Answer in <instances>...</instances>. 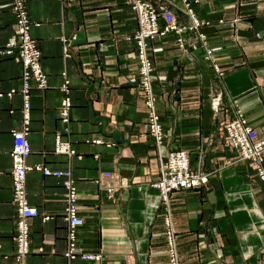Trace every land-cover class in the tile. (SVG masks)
Wrapping results in <instances>:
<instances>
[{"label":"crops","instance_id":"1","mask_svg":"<svg viewBox=\"0 0 264 264\" xmlns=\"http://www.w3.org/2000/svg\"><path fill=\"white\" fill-rule=\"evenodd\" d=\"M165 1L185 20L184 3L202 20L179 45L172 32L147 39L153 111L160 138L148 130L137 69V28L126 0H25L29 34L39 49L46 86L29 89L25 162L29 251L14 255L11 129L20 126V64L0 55V264H167L158 190L159 161L175 147L207 173L203 183L169 191L179 264H264L263 182L219 129L242 112L264 130V0ZM10 0H0V47L13 33ZM206 49L210 56L205 57ZM215 63L222 71L216 75ZM13 89L9 94L6 92ZM221 92L216 111L209 92ZM68 98L66 117L59 115ZM71 152L55 151L56 139ZM264 166V148L262 150ZM67 169L83 221L67 249L61 177L33 165ZM108 172L107 176L104 175ZM108 195L106 184L117 183ZM81 252L99 253L97 259Z\"/></svg>","mask_w":264,"mask_h":264},{"label":"built area","instance_id":"2","mask_svg":"<svg viewBox=\"0 0 264 264\" xmlns=\"http://www.w3.org/2000/svg\"><path fill=\"white\" fill-rule=\"evenodd\" d=\"M133 10L137 28L132 34L136 44L137 69L129 75V81L136 83L144 94V103L147 106L146 117L148 130L155 139L160 138V123L158 116L153 111V96L151 93V73L152 65L146 53L147 39L156 35H163L172 32L176 36L178 44L183 45L184 34L187 31H196L202 20H199L192 12V9L185 2V13L188 18L181 20L172 12L165 1L158 3L152 0H126ZM10 9L14 16L13 33L14 37L8 39L0 47V55L6 54L13 57L20 64V87L19 92L22 97L21 122L20 126L10 131L12 142L9 149L11 160V197L15 205L14 233L15 244L14 255L21 259L29 251L28 223L27 219L40 214L42 219L49 217L48 213H39L33 205L27 202L25 195V172L32 167L25 162L29 153V145L26 139L29 122V89L31 86L43 88L46 86V76L39 62V49L35 39L29 34L30 19L27 14L25 0H10ZM199 39H203V34L197 32ZM210 56V51L206 49L205 57ZM212 68L216 75H221L222 71L215 63ZM13 89H9V94ZM221 92L211 90L209 92V102L213 111H216L220 101ZM68 98H62L59 105V115L63 119L66 117V107ZM219 129L228 140V143L236 151L239 159L247 161L254 171V176L264 183V166L262 150L264 148V130L258 134L256 129L246 122L242 112L235 110L233 117L221 121ZM55 151L71 152L67 143L55 141ZM43 173H49L61 177L63 186L64 209L63 217L66 221L67 249L63 252L72 257L73 243L75 239V229L83 221L82 207L77 203L76 190L73 178L67 169H49L38 163L33 165ZM159 176L152 182L158 190V200L161 208L162 221L164 224V238L167 249V264H179L175 231L172 226L169 210V191L179 187H192L206 181L207 173L198 167L190 164L188 151L183 147H175L166 152L159 161ZM108 172L104 175L107 176ZM124 181L120 178L117 183L105 185L108 195L116 185H122ZM264 193V184L263 189ZM80 257L86 259H97L99 253L81 252Z\"/></svg>","mask_w":264,"mask_h":264},{"label":"rangeland","instance_id":"3","mask_svg":"<svg viewBox=\"0 0 264 264\" xmlns=\"http://www.w3.org/2000/svg\"><path fill=\"white\" fill-rule=\"evenodd\" d=\"M221 123V121L219 122V124Z\"/></svg>","mask_w":264,"mask_h":264}]
</instances>
